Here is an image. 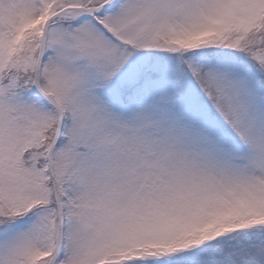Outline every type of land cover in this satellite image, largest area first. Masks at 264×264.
I'll return each mask as SVG.
<instances>
[{
    "label": "snow or ice",
    "instance_id": "1",
    "mask_svg": "<svg viewBox=\"0 0 264 264\" xmlns=\"http://www.w3.org/2000/svg\"><path fill=\"white\" fill-rule=\"evenodd\" d=\"M0 264H264V0H0Z\"/></svg>",
    "mask_w": 264,
    "mask_h": 264
}]
</instances>
